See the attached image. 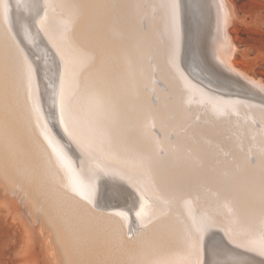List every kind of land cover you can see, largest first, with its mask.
Segmentation results:
<instances>
[{"label":"bare ground","instance_id":"6f19581e","mask_svg":"<svg viewBox=\"0 0 264 264\" xmlns=\"http://www.w3.org/2000/svg\"><path fill=\"white\" fill-rule=\"evenodd\" d=\"M100 1L103 11L96 18L92 15V24L89 0H0V198L18 210L31 227L44 264L51 257H56L52 259L55 264H191L198 252L220 260L212 258L209 264H264V256L233 244L236 241L233 229L258 240L264 226V151L259 148L264 146V136L246 119L249 115L260 120L264 130V110L221 100V97L239 98L264 107V80L236 62L240 49L230 32L236 18L233 4L229 0H214L215 3L152 0L143 6L139 0ZM64 5L71 15L65 21L58 14ZM140 19H144L147 28L154 22L157 35L152 36L147 28L144 30ZM96 24L108 34L110 53L120 46L127 50L123 72L125 91L130 98L125 107L122 105L125 112L122 117L112 102L99 96L91 100L88 96L86 105L84 101L80 108H75L71 100L75 84L72 56H82L77 60L78 67L83 68L93 65L96 58L103 62L102 56L106 55L105 46L102 48L92 40V33L100 29H96ZM63 25H67L65 30ZM70 32L92 50L80 48L75 39L71 40L75 45L68 46V40L72 39ZM188 45L195 58H200L210 71L217 72L213 76H222L237 88L215 83L211 89L195 82L184 67ZM155 73L163 79L165 88L154 83ZM144 84L157 86L153 95L158 97V107L153 106L152 100L149 102L151 95L143 90ZM164 89L171 90L174 99L162 105ZM189 90L195 101L208 100L207 107L203 102L193 104L195 111L204 112L206 122L201 125L184 108ZM214 105L218 114L210 108ZM220 109L243 111L244 115L234 116L240 121L238 125L230 118L220 125L221 122L214 121L221 117ZM87 110L80 115V111ZM115 126L119 131H115ZM152 126L159 129L160 138L151 131ZM228 126L244 132L228 139L218 138V133ZM132 131L141 143H146L145 147L127 140ZM252 133L254 138L250 137ZM108 139L113 141L109 143ZM155 146L164 148L165 154L157 155ZM185 147L199 151L197 159L192 161V178L207 176L222 180L218 188L224 199L209 204L207 217L217 218L220 211L217 208L229 206L231 201L236 207L233 213L218 219V225L209 230L211 234L201 239L192 216L178 211L180 201L172 196L173 192L170 194L173 199L166 204L163 200L166 192L159 189L163 195L157 197V194L156 205L144 207L148 197L145 190L126 176L134 178L145 173L158 178L160 168L172 165L177 152ZM221 149H233V160H219ZM249 152L255 158V165L251 164L252 159L247 160ZM184 166L182 172L188 165ZM172 176H167L169 182ZM185 177L186 181L188 177ZM234 184L240 190L253 192L252 197L250 193L247 196L248 203L243 196L235 200ZM16 193L21 194V200L18 201ZM168 207L177 214L159 224L161 232H166L160 235L161 239L158 237L159 242L148 238L145 243H136L127 237L129 230L133 232L132 223L144 226L149 233L155 228L154 222H161L153 220ZM219 229L227 230V239L222 236L225 243L218 239L212 247L209 239ZM118 234L123 237L118 239ZM125 245H129V250Z\"/></svg>","mask_w":264,"mask_h":264},{"label":"rangeland","instance_id":"374dc122","mask_svg":"<svg viewBox=\"0 0 264 264\" xmlns=\"http://www.w3.org/2000/svg\"><path fill=\"white\" fill-rule=\"evenodd\" d=\"M139 1H141L143 6H147V4L152 0H139ZM163 1H168V2H175V1L177 2L178 1L179 2V0H163ZM229 1L233 4L234 10L236 13V18H235L234 22L230 25L231 35L234 39V42L236 43V45L240 49L236 55V62L239 66L246 69L250 74H253L257 77H261L264 80V0H229ZM97 2H98V4H97ZM210 2L215 3L214 0H210ZM89 3H90L89 9L91 8L90 9L91 10L90 11V18L92 17V15L95 18H96V16H100L101 15L100 12L103 11V9L101 8L102 2L100 0H97V1L96 0H89ZM63 8L64 9L60 10L58 14H59V18L61 20L65 21V20L70 19L71 15L69 14L70 9L68 10V6L64 5ZM118 8H119V6H118ZM98 11H99V13H98ZM153 13H155V12H153ZM93 17H92V19H90V23H92V24H93V20H94ZM140 22L143 24V28L145 30L147 28L146 22L144 21V19H140ZM153 23L154 22H151L150 24H148V28L146 30H149V32L152 36H156L157 33H156L155 23L154 24ZM96 25H97V27H96ZM96 25H95L96 29L97 30L99 28L100 29L98 31L95 30V32L92 33V36H93L92 40H93V42L95 41L96 44L98 46H101L102 48H103V46H105L106 55L102 56L103 62L99 63L98 59L96 58L93 65H89L86 63L87 64L86 67H83V68L78 67V60H77L78 58H81L82 56L80 54H75L72 56L73 57V63H74V76H75L74 82H75V84H74V90L72 92L73 94H72L71 100H72L75 108L78 106L80 108V106H82V103L84 101H85L84 104L86 105V102L88 101V96H90V100L94 96L97 98L99 96L100 99L103 98L105 101L107 100L108 102H112L113 106H115L114 107L115 111L117 112V114L120 117H122L125 114V112L123 110L125 105H126L125 103H127V101L130 98L129 97L130 94L127 91H125V82H124L125 81V74H124V72H125V67H124L125 61L124 60L125 59L124 58L127 55V50H126L125 46H123L122 48L120 46L119 48H117V50L113 49L112 53L113 52H115V53H113V54L110 53V51L107 50L111 47L110 45L107 46V44H109V41L107 40L108 34L106 33V31H103L101 29V25H98V24H96ZM62 28L65 30L67 28V25H63ZM70 33H71L72 39L68 40V46H74L76 43V44H78V46H80V48L82 47V49H84V50L85 49L86 50L88 49V51L92 50V48H90V47L83 46V44L81 42H79L76 38H73L74 36L72 35V32H70ZM106 35H107V37H106ZM71 40L72 41L74 40L75 43L72 42ZM152 49L156 51V46H153ZM118 53H120V54H118ZM147 60H148V58H147ZM149 60H150V61H148L149 64L153 65V60H151V59H149ZM97 62L99 63V65H97L98 64ZM97 67L100 68L101 70L98 69ZM172 67H175V66L173 65ZM123 70H124V72H123ZM152 77H153V81L156 85L157 84L159 86L162 85L161 87L165 88L164 84H162V83H164L162 78L160 79V77L156 73L153 74ZM155 78H157L159 80H157ZM158 81H159V83H158ZM161 81H162V83H161ZM122 82H124V83L122 84ZM155 84H154V86L144 84V85H142V88L147 93L150 92V95H151L150 97L151 98L153 97V98L151 99L150 97H148V100L149 99L152 100L153 106L158 107L157 106L158 104H156V98H158V97L155 98L153 95V93L155 94L154 90L157 89V86H155ZM184 88L189 89L187 86ZM163 93H164V98L165 97L166 98L165 99L163 98L162 105L166 104L167 101L170 102L174 99V95L171 92V90L169 91V90L164 89ZM171 95H172V97H171ZM190 97H191V99H190ZM159 98H160V96H159ZM122 99H123V101H122ZM150 100H149V102H150ZM221 100L233 102V103H239V104H246L252 108H259V109L264 110V107L260 106L259 104L256 105L255 103L244 100V99L221 97ZM207 101L208 100H206V99L202 101L204 103V106L206 105L205 107L208 106ZM195 102L200 104V105L202 103L201 100L195 101V95H192V92H190V90H189L188 101L185 104L184 108H187V110H189L188 114L192 115L195 122H197L198 124H200V123L202 124V123L206 122V119L204 118V112H202L201 110H199V112L197 110L196 111L194 110L193 104ZM122 105H124V107H122ZM97 107H98V105H97ZM210 108L213 109V111L216 114H218L216 112V105L210 106ZM82 112H89V110L80 111L79 112L80 115H82L81 114ZM220 112H221V117L217 116L216 118H214V121H216L217 123L221 122V124L219 123L220 125L227 123V120H230V119L233 120L234 116L241 117L244 115L243 111L233 112V110H231V109H226V110L220 109ZM93 113H94V110H93ZM192 113H194V114H192ZM246 119L248 120V122L250 123L251 126H253V125L256 126V128L259 131H261L263 136H264V130L262 127V122L260 120H257L255 117L249 116V115L246 116ZM210 123H213V122L210 120ZM233 123L235 125H238L240 123V121L238 119L237 120L234 119ZM214 124L212 126H215ZM146 125L148 126V120L146 122ZM117 127L118 126L113 127L116 129L115 131H119V129ZM153 127H155L156 129L155 128L153 129ZM122 128L123 127H120V129H122ZM223 129H224V131L221 130L220 133H218V136H219L218 138H220L222 140L224 138L228 139V138H232V137L236 136L237 132H239L240 134H243V132H244L242 129L231 130L230 126L225 127ZM183 130H184L183 127H181V129H179V131H181V132ZM151 131L155 134L157 133L158 138H160V135H159L160 131L156 126H152ZM134 133L135 132L132 131V135ZM129 135H128V139H127L128 141H132V142L135 141L136 144L138 143L141 146H142V144H144V147H145L146 143L145 142L141 143V140H138V138H136V136H137L136 134H134L133 136L130 135L131 137ZM170 135H171L170 136L171 141H173L174 140L173 139L174 134L171 133ZM250 137L254 138L255 134L252 133L250 135ZM103 140H105V139H103ZM103 140H101V141H103ZM108 140H109V143H111L113 141L112 139H108ZM135 142H133V143L135 144ZM238 147L240 149H242L243 146L241 143H238ZM174 148H175V145H174ZM186 148L187 147H185V149H181L177 152L175 161L172 165H166L167 167L163 166L164 168L163 167L160 168L159 175L162 173L161 174L162 177H161V175H160V177L158 175V178H156L157 176L153 177V176H150V175L145 174V173L139 174V175L136 174L135 175L136 178L135 177L131 178L130 176H128L126 174L125 175L130 180H132L134 183L138 184L139 186L142 185L141 187L145 190V193L148 197L146 198L147 203L145 201V203L143 205L144 207L148 206V207L152 208L156 205V196L159 193V189L164 190L166 192V194L164 196L167 195L166 196L167 198L166 197L163 198V200L165 199L164 201L166 202V204L167 203L169 204V200L173 199L172 196L175 198H178V199H176L178 202L180 201V203H179L180 209H178V211L182 212V213H184V212L189 213L192 216L193 220L196 221L195 228L197 230V236L199 237V239H201L203 236L211 234L209 230H210V228L212 229L214 226L218 225V223L220 221L218 219L223 218L224 215H226V214L233 213V211L235 210L236 207L234 205V202L231 201L229 206H227V204H225L224 206L217 208V210H220V211H218V217H220V218H218V217L217 218L207 217L208 216L207 212L211 209V208H209V204L214 203V202L219 203L220 199L222 201L224 199V197H223L224 195L220 192V189L218 188V186L221 184L222 180L220 178L212 179V178H209L207 176H202V178H201V176L197 177V178H192L193 177L192 171H191L192 170L191 166L193 163L192 161L197 159V156H199V151L198 150L195 151L193 148L191 150L186 149ZM259 148L262 151H264V146H260ZM159 150H161L163 152H161ZM155 151L157 152V155L160 154L159 156L165 154L164 148H162L161 146H155ZM219 155H218L219 160L223 161L225 159L226 161L229 162V161L233 160L234 150L233 149H225V150L221 149ZM246 157H247V160L252 159L250 161L255 162V158H253L254 156H252L250 154V152L247 153ZM181 159H182V161H181ZM181 162L183 164H181ZM252 162H251V164L255 165V163L254 162L252 163ZM184 164L186 166L188 165L187 169H184L185 173L182 172L183 171L182 169L185 168ZM176 165L179 166L180 168L177 167ZM181 166L183 167L182 169H181ZM165 169H166V172H165ZM185 170H187V171H185ZM162 171H164V173ZM175 171H177L178 173ZM174 172L177 175L174 174ZM179 172H182V173H179ZM234 172H235L234 174L236 176L239 174V170H237V169ZM170 173L173 176L175 175L174 177L172 176V179L170 180L171 183L174 182L175 184L174 183L171 184L168 180V177L171 178ZM236 173H238V174H236ZM178 174H180V175L178 176ZM182 174H184V175H182ZM185 174H188V175L191 174L189 176L187 175L189 181H188L187 177H185ZM234 174H233V177H235ZM184 177L187 179L186 181H185ZM189 177H191V179ZM154 178L156 180H152ZM160 179L163 182L166 181L163 185L164 187L162 186L163 182ZM181 179H183V180H181ZM159 180H160V182H159ZM156 181H158V182H156ZM175 181H178L177 184ZM179 181L181 184L179 183ZM161 182H162V184L160 185ZM185 182L189 183V184H186ZM168 183L171 186H166V184H168ZM179 184L182 185L181 186V187H183L182 189L180 186L177 187V185H179ZM172 185H174V186H172ZM157 186H159V188ZM1 187H2V185H0V189H1ZM160 187H162V188H160ZM166 187H167V189H166ZM234 187H236V191H237L236 192L234 189L236 194L233 191V193H234L233 195L236 197L235 200H237V198H239V196H240V198L243 196L242 199L244 200V198H245V200H247L248 199L247 196L249 197L251 194L253 195L252 191L244 190L245 192L249 191V192L245 193L242 189L240 190L235 184H234ZM153 188H154V190H153ZM163 188H165V189H163ZM172 188L174 189L173 191H172ZM237 188H238V190H237ZM169 189H171V190H169ZM177 189H178L179 193H177ZM184 189H185V191H184ZM168 190H169V193H168ZM180 190H181V194H180ZM242 191L244 192V193H242L243 195L240 193ZM171 192H173L172 196L170 195ZM182 192H184V193H182ZM174 193H176V194L173 195ZM249 193H250V195H249ZM182 194H183V196H181ZM12 195H14V194H12ZM162 195L163 194L159 193V196H157V197H160ZM252 195L250 197H252ZM16 196L18 197L17 198L18 201L21 200V194L16 193ZM232 198L233 197H231V199ZM248 200H247V202L246 201L245 202L248 203ZM22 208H23V210H26L27 209L26 204H23ZM122 211L124 212V210L121 209V212ZM141 211H143V209H141L140 212ZM168 213H170V214L168 215ZM176 214L177 213L175 211L170 212L169 207L165 210V212L158 214L157 217L155 218V220H153V221H159V222L161 221V222L160 223L154 222L153 224L155 225V228L158 225L156 228L157 230L154 228L151 230L153 232L150 231L149 233L144 229V226H142V225L137 226V224L132 223L131 226H132V229H133L132 231L134 232V234H133V232L131 233V230H129L130 232L127 233V237L128 238L130 237L129 239L135 241L136 243H138V242L139 243H143V242L145 243L148 238H149L148 240H151V241L153 240V241L159 242V240L161 239L160 235H163L164 233H166V232H164V230H163V232H161L160 229L162 227H161V225L159 226V224H162V221L167 222L170 219V217H172V216L174 217ZM157 218H159L160 220ZM162 218H163V220H162ZM198 218L200 220L199 222H198ZM154 225H152V226L154 227ZM166 228H167V226H166ZM207 228H209V229H207ZM219 230L221 232V236H223L227 239V237H226L227 235L225 233L227 230H225V229L224 230L219 229ZM219 230H217L216 233H214V234H217V235L220 234ZM145 231H146V233H144ZM156 231H157L158 236L156 233H154ZM232 231H234L236 234V239H235L236 241L233 242V244L235 246H237L241 249L246 248L245 250L251 251L254 254L261 255V257L264 256V243H261L262 241L264 242V226H262L260 228L261 237L258 240L250 237L248 234H246L242 231L239 232V231L234 230V229ZM158 232H161V234ZM42 233L44 236L45 233L43 231H42ZM146 234H147V236H146ZM150 234H152V237L149 236ZM119 236L120 237H118V239H121V237H123L122 235H119ZM141 237L143 239H145V241H142ZM134 238L137 240H135ZM209 240H210V243L213 247L214 243L217 244L218 239H216V237L213 236ZM123 243L124 242H121V244H123ZM125 246L128 247L129 245H125ZM127 247H126V249L129 250V247L128 248ZM207 247L211 248L209 246H207ZM40 248L41 247H39L36 243V238L33 235L31 227L28 225V223L25 222V219L21 216L20 212L16 209H12L3 199L0 198V264H44L43 260H42L43 254H42ZM195 248H198L197 244H196ZM203 248L206 249V245H203ZM201 255H202L201 252L200 253L198 252L197 257H195V256L192 257V261H191L192 263L191 264H209L211 262L212 258L214 261L219 260L216 257L214 258L213 255L211 256L207 253L205 255L204 252H203V255L202 256ZM204 256L206 257V261L203 260L205 258ZM52 259L55 260L56 257L49 258L48 264H55V262H53ZM263 259H264V257H263ZM221 261L224 262L225 260H221ZM181 264H186V263H181Z\"/></svg>","mask_w":264,"mask_h":264},{"label":"water","instance_id":"95a60500","mask_svg":"<svg viewBox=\"0 0 264 264\" xmlns=\"http://www.w3.org/2000/svg\"><path fill=\"white\" fill-rule=\"evenodd\" d=\"M189 5H191L190 2H189ZM192 6H193V3H192ZM186 57H187V60H186L187 65L184 62V67L186 68L188 73L192 76V79L195 82H198L202 86H206L211 89H214L212 85H214L215 83L218 85L227 86L230 88H237V87H234V83L232 81L226 80L222 76L221 77L213 76V74H217V72H214L212 70L210 71L208 67L206 66V64H204V62L200 58H195V53L192 50L191 45H188L186 47ZM36 60H38V58H36ZM214 236L216 237V239L222 240L224 242L222 236H219L217 234H214Z\"/></svg>","mask_w":264,"mask_h":264},{"label":"snow or ice","instance_id":"6c2138e0","mask_svg":"<svg viewBox=\"0 0 264 264\" xmlns=\"http://www.w3.org/2000/svg\"><path fill=\"white\" fill-rule=\"evenodd\" d=\"M61 121L63 122V113H62V115H61Z\"/></svg>","mask_w":264,"mask_h":264}]
</instances>
